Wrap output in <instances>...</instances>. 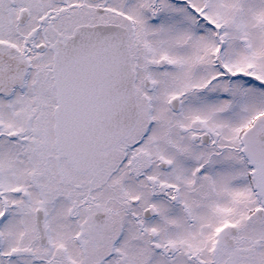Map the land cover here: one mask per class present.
Returning <instances> with one entry per match:
<instances>
[{
  "label": "snow or ice",
  "instance_id": "1",
  "mask_svg": "<svg viewBox=\"0 0 264 264\" xmlns=\"http://www.w3.org/2000/svg\"><path fill=\"white\" fill-rule=\"evenodd\" d=\"M0 264H264V0H0Z\"/></svg>",
  "mask_w": 264,
  "mask_h": 264
}]
</instances>
